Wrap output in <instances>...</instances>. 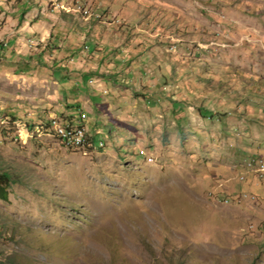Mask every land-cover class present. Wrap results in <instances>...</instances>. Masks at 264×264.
<instances>
[{
	"label": "rangeland",
	"instance_id": "obj_1",
	"mask_svg": "<svg viewBox=\"0 0 264 264\" xmlns=\"http://www.w3.org/2000/svg\"><path fill=\"white\" fill-rule=\"evenodd\" d=\"M0 40V264H264V0H0ZM80 112L104 146L35 130Z\"/></svg>",
	"mask_w": 264,
	"mask_h": 264
},
{
	"label": "bare ground",
	"instance_id": "obj_2",
	"mask_svg": "<svg viewBox=\"0 0 264 264\" xmlns=\"http://www.w3.org/2000/svg\"><path fill=\"white\" fill-rule=\"evenodd\" d=\"M83 13L87 14V10H83ZM85 119H86L85 113H81L78 117H76V119L67 120L64 122H60L52 118L50 129L45 133L48 135H53L56 138H58L60 144H62L66 148H78L84 146L89 147L92 145V143L87 133ZM66 122L71 124L67 129L61 131L52 129V128H56V125H62L63 123ZM99 145H102V142H99Z\"/></svg>",
	"mask_w": 264,
	"mask_h": 264
},
{
	"label": "clouds",
	"instance_id": "obj_3",
	"mask_svg": "<svg viewBox=\"0 0 264 264\" xmlns=\"http://www.w3.org/2000/svg\"><path fill=\"white\" fill-rule=\"evenodd\" d=\"M0 43H2V45H6V42L4 40L0 41ZM81 113L83 112H80L79 114L75 115L74 117H71V118H54L56 119L57 121H60V122H64V121H67V120H72V119H76V117H78ZM51 121H52V118L51 119H48V121L44 124H39V125H36V128L35 130L37 132H40L42 134H44L45 132H47L49 129H50V124H51ZM46 124V125H45ZM85 125H86V119H85ZM47 126V127H46ZM35 127V126H34ZM87 128V126H86ZM28 133V132H27ZM87 133H88V128H87ZM89 135V134H88ZM90 137V136H89ZM91 139V138H90ZM92 145L89 146L90 148H98V147H101V146H104V142L102 140H97V141H92V139L90 140ZM99 142H102V145H99ZM62 145V144H61ZM66 148V147H65ZM68 149V148H67ZM259 172H264V162L261 164L260 168H259Z\"/></svg>",
	"mask_w": 264,
	"mask_h": 264
},
{
	"label": "trees",
	"instance_id": "obj_4",
	"mask_svg": "<svg viewBox=\"0 0 264 264\" xmlns=\"http://www.w3.org/2000/svg\"><path fill=\"white\" fill-rule=\"evenodd\" d=\"M1 48H3V45H2V43H0V51H2L3 49H1ZM11 117L12 118H15L16 116L15 115H11ZM39 122L40 123H42V122H44L43 120H39ZM46 123V122H45ZM47 124V123H46ZM47 127V126H46ZM8 175L6 174V172H2L1 174H0V180L1 181H3L4 179H6V185L8 186V183H7V181H8ZM0 196H2V197H5L6 198V192H5V188L2 186V184H0Z\"/></svg>",
	"mask_w": 264,
	"mask_h": 264
},
{
	"label": "built area",
	"instance_id": "obj_5",
	"mask_svg": "<svg viewBox=\"0 0 264 264\" xmlns=\"http://www.w3.org/2000/svg\"><path fill=\"white\" fill-rule=\"evenodd\" d=\"M70 125H71L70 123L66 122V123H63L62 125H56V128H52V129L61 131V130L67 129Z\"/></svg>",
	"mask_w": 264,
	"mask_h": 264
}]
</instances>
